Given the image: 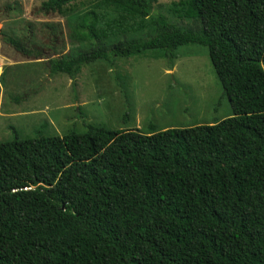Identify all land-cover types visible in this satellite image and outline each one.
<instances>
[{
    "label": "trees",
    "instance_id": "obj_1",
    "mask_svg": "<svg viewBox=\"0 0 264 264\" xmlns=\"http://www.w3.org/2000/svg\"><path fill=\"white\" fill-rule=\"evenodd\" d=\"M154 1L44 0L43 14L95 8L70 31L88 47L55 58L31 37L1 39L73 85L95 62L155 53L171 69L179 47L201 46L231 115L1 142L0 264H264V0H180L186 29L152 14ZM146 18L151 33L134 35Z\"/></svg>",
    "mask_w": 264,
    "mask_h": 264
},
{
    "label": "rangeland",
    "instance_id": "obj_2",
    "mask_svg": "<svg viewBox=\"0 0 264 264\" xmlns=\"http://www.w3.org/2000/svg\"><path fill=\"white\" fill-rule=\"evenodd\" d=\"M44 0H0V143L37 135L62 137L93 125L112 131H163L208 125L231 115L207 50L182 46L170 69L155 53L118 58L111 69L95 62L81 69L75 85L66 75L50 76L47 58L88 47L70 37L72 25L94 4L83 3L73 14H43ZM180 0H155L152 14L186 29L192 21L178 17ZM95 9V8H94ZM103 12L116 18L110 10ZM151 33L150 19L136 20ZM54 27V34L50 28ZM31 37L47 58H27L2 41L1 34ZM121 87L125 90L122 92Z\"/></svg>",
    "mask_w": 264,
    "mask_h": 264
}]
</instances>
